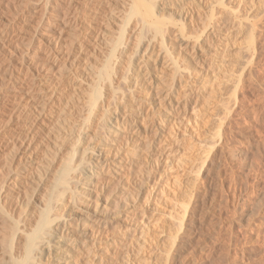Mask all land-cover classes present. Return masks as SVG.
Returning a JSON list of instances; mask_svg holds the SVG:
<instances>
[{
    "label": "bare ground",
    "instance_id": "6f19581e",
    "mask_svg": "<svg viewBox=\"0 0 264 264\" xmlns=\"http://www.w3.org/2000/svg\"><path fill=\"white\" fill-rule=\"evenodd\" d=\"M208 1L0 0V264H130L151 136L211 73L208 42L183 38L189 3L200 37L226 0Z\"/></svg>",
    "mask_w": 264,
    "mask_h": 264
},
{
    "label": "rangeland",
    "instance_id": "374dc122",
    "mask_svg": "<svg viewBox=\"0 0 264 264\" xmlns=\"http://www.w3.org/2000/svg\"><path fill=\"white\" fill-rule=\"evenodd\" d=\"M6 1L3 8L15 7ZM229 1L206 9L211 15L200 37L195 18L198 23L204 9L189 3V14L197 15L183 38L208 42L204 54L197 53L211 73L204 84L195 81L203 88L197 100L174 105L177 113L162 115L160 136H151L149 170L159 175L122 209L123 219H141L144 226L130 264H264V0ZM166 150L174 152L167 158ZM112 229L108 238L116 236Z\"/></svg>",
    "mask_w": 264,
    "mask_h": 264
}]
</instances>
